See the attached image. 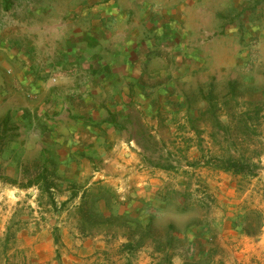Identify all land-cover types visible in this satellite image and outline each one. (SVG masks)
Listing matches in <instances>:
<instances>
[{"label": "crops", "instance_id": "crops-1", "mask_svg": "<svg viewBox=\"0 0 264 264\" xmlns=\"http://www.w3.org/2000/svg\"><path fill=\"white\" fill-rule=\"evenodd\" d=\"M9 2L0 162L30 163L65 194L93 185L101 209L125 218L161 210L168 184L149 179L130 194L137 130L163 137L162 125L201 121L197 105L217 100L214 90L261 83L264 0Z\"/></svg>", "mask_w": 264, "mask_h": 264}, {"label": "rangeland", "instance_id": "rangeland-1", "mask_svg": "<svg viewBox=\"0 0 264 264\" xmlns=\"http://www.w3.org/2000/svg\"><path fill=\"white\" fill-rule=\"evenodd\" d=\"M257 77V89L214 90L197 123L162 125L160 138L137 130L130 194L168 181L161 210L125 218L101 209L93 185L65 194L30 163L0 162V264H264V72ZM229 159L245 173L220 170Z\"/></svg>", "mask_w": 264, "mask_h": 264}, {"label": "trees", "instance_id": "trees-1", "mask_svg": "<svg viewBox=\"0 0 264 264\" xmlns=\"http://www.w3.org/2000/svg\"><path fill=\"white\" fill-rule=\"evenodd\" d=\"M10 2L7 1V5L4 6L5 9H8ZM2 5H0L1 7ZM221 166L219 167L220 170H224L226 172H232L233 174H241L244 172L237 161H234L233 159H229L228 161H220ZM245 173V172H244ZM248 235L252 236L254 234L246 231Z\"/></svg>", "mask_w": 264, "mask_h": 264}]
</instances>
